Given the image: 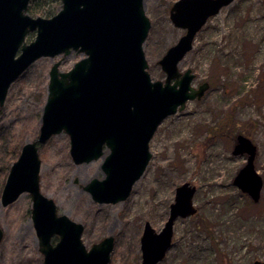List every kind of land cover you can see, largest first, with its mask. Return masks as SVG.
Masks as SVG:
<instances>
[{"label": "rangeland", "instance_id": "374dc122", "mask_svg": "<svg viewBox=\"0 0 264 264\" xmlns=\"http://www.w3.org/2000/svg\"><path fill=\"white\" fill-rule=\"evenodd\" d=\"M174 1L143 0L151 25L142 47L153 80H164L158 60L185 32L170 21ZM43 7L50 13L37 15L47 18L61 2ZM33 38L34 33L27 41ZM82 56L72 51L41 57L10 85L0 105V196L21 146L39 135L52 63L67 71ZM178 68L191 70L194 88L205 82L208 87L159 124L149 141L148 165L125 200L92 199L84 186L103 177L102 158L74 163L63 131L38 146L40 191L55 201L59 214L83 225L86 248L113 236L108 264H141L144 223L158 232L175 188L187 182L195 187L196 212L176 218L171 246L156 264L264 261V0H233L208 18ZM237 134L256 146L253 167L263 180L257 202L233 184L247 159L246 153H232ZM31 207L27 192L6 206L0 200V264H43Z\"/></svg>", "mask_w": 264, "mask_h": 264}, {"label": "water", "instance_id": "95a60500", "mask_svg": "<svg viewBox=\"0 0 264 264\" xmlns=\"http://www.w3.org/2000/svg\"><path fill=\"white\" fill-rule=\"evenodd\" d=\"M30 1L0 0V105L10 85L38 58L72 51L83 57L67 71L59 70V61L51 65L39 135L21 146L0 200L6 206L22 193L30 194L31 220L43 264H108L113 236L86 248L81 239L83 225L59 214L55 201L41 193L38 146L63 131L74 163L102 158L103 177L92 178L84 186L92 199L98 203L125 200L148 165L149 141L159 124L207 89L206 82L194 88L191 70L181 72L178 65L207 19L233 0H176L172 4L170 21L185 32L158 60L164 80H153L147 70L142 46L151 24L143 0H60L61 8L48 18L29 15ZM29 33L35 35L27 42ZM232 153L247 154L233 184L257 202L263 180L253 167L256 146L238 134ZM194 192L195 187L187 182L175 188L174 202L158 232L148 221L144 223L141 264H156L164 258L176 218L196 212Z\"/></svg>", "mask_w": 264, "mask_h": 264}, {"label": "trees", "instance_id": "16d2710c", "mask_svg": "<svg viewBox=\"0 0 264 264\" xmlns=\"http://www.w3.org/2000/svg\"><path fill=\"white\" fill-rule=\"evenodd\" d=\"M55 0H31L27 12L30 13L31 15H37V13H50L49 9H46L43 7L45 4H50Z\"/></svg>", "mask_w": 264, "mask_h": 264}, {"label": "bare ground", "instance_id": "6f19581e", "mask_svg": "<svg viewBox=\"0 0 264 264\" xmlns=\"http://www.w3.org/2000/svg\"><path fill=\"white\" fill-rule=\"evenodd\" d=\"M31 229V228H30Z\"/></svg>", "mask_w": 264, "mask_h": 264}, {"label": "flooded vegetation", "instance_id": "af4514ba", "mask_svg": "<svg viewBox=\"0 0 264 264\" xmlns=\"http://www.w3.org/2000/svg\"><path fill=\"white\" fill-rule=\"evenodd\" d=\"M175 2V1H174Z\"/></svg>", "mask_w": 264, "mask_h": 264}]
</instances>
